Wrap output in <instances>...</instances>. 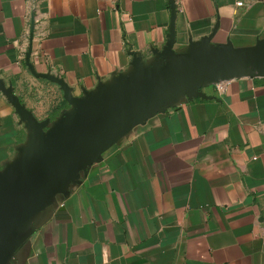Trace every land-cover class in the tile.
I'll use <instances>...</instances> for the list:
<instances>
[{
	"label": "crops",
	"instance_id": "1",
	"mask_svg": "<svg viewBox=\"0 0 264 264\" xmlns=\"http://www.w3.org/2000/svg\"><path fill=\"white\" fill-rule=\"evenodd\" d=\"M174 3L177 51L215 27L213 44L264 39V0ZM170 15L169 0H0V78L52 121L65 107L44 103L37 84L54 82L26 52L80 95L132 53L150 61ZM219 87L134 125L32 218L7 264H264V77ZM28 134L0 90V170Z\"/></svg>",
	"mask_w": 264,
	"mask_h": 264
},
{
	"label": "water",
	"instance_id": "2",
	"mask_svg": "<svg viewBox=\"0 0 264 264\" xmlns=\"http://www.w3.org/2000/svg\"><path fill=\"white\" fill-rule=\"evenodd\" d=\"M169 2L170 25L162 49H152L147 62L132 53L129 71L111 73L94 88H82L80 95L63 78L36 71L26 52L31 73L56 83L69 105L52 121L38 120L0 78V90L29 132L15 158L0 170V264L13 258L32 218L57 194H66L134 125L179 98L208 97L203 91L207 86L264 77V39L248 46H234L230 40L213 44L215 27L200 40L190 39L186 49L175 50L176 9L174 0Z\"/></svg>",
	"mask_w": 264,
	"mask_h": 264
},
{
	"label": "rangeland",
	"instance_id": "3",
	"mask_svg": "<svg viewBox=\"0 0 264 264\" xmlns=\"http://www.w3.org/2000/svg\"><path fill=\"white\" fill-rule=\"evenodd\" d=\"M37 86L39 87L38 93L41 95L42 98L43 97L45 98V101H44L45 104L47 105L55 104L57 100L59 99L61 101V106L62 104L63 105L65 104L64 106L65 108L69 106L67 101L63 99L62 91L57 86V84L43 80L40 82V84H37Z\"/></svg>",
	"mask_w": 264,
	"mask_h": 264
},
{
	"label": "built area",
	"instance_id": "4",
	"mask_svg": "<svg viewBox=\"0 0 264 264\" xmlns=\"http://www.w3.org/2000/svg\"><path fill=\"white\" fill-rule=\"evenodd\" d=\"M237 4H238V5H241V4H242V1H239ZM220 84H221V83H217V84H216V85L218 86L219 89H220V87H219Z\"/></svg>",
	"mask_w": 264,
	"mask_h": 264
},
{
	"label": "trees",
	"instance_id": "5",
	"mask_svg": "<svg viewBox=\"0 0 264 264\" xmlns=\"http://www.w3.org/2000/svg\"><path fill=\"white\" fill-rule=\"evenodd\" d=\"M64 106H65V104L64 105L62 104V107H64Z\"/></svg>",
	"mask_w": 264,
	"mask_h": 264
}]
</instances>
